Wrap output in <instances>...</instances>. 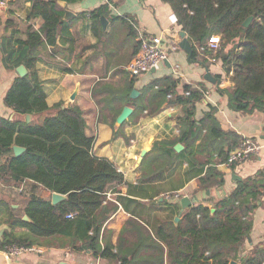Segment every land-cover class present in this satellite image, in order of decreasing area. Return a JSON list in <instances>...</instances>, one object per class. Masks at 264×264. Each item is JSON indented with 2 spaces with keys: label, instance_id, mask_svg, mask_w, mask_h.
Segmentation results:
<instances>
[{
  "label": "trees",
  "instance_id": "trees-1",
  "mask_svg": "<svg viewBox=\"0 0 264 264\" xmlns=\"http://www.w3.org/2000/svg\"><path fill=\"white\" fill-rule=\"evenodd\" d=\"M60 1L32 0L29 19L40 18V28L30 25L24 37L18 27L2 39L6 68L16 70L23 64L28 74L18 76L5 96V104L16 117L0 114V194H4L2 187H21L26 182L32 183L36 194L23 195V208H15L11 198L0 195V224L11 228L4 231L0 248L19 245L90 251L107 264H264V244L242 253L264 195V172L239 182L230 195L215 203L214 211L204 205L193 207L178 224L165 221L152 230L132 213L117 242L111 241L106 224L125 200L118 187L125 183L124 174L109 159L94 154V138L86 133V118L79 106L58 103L54 114L42 116L50 107L38 75L37 52L56 44L65 24ZM162 1L170 4L192 43V61L209 66L206 55L212 57L213 52L205 46L211 35H220L215 56L222 58L232 84L219 91L228 96L229 107L242 113L264 112V0ZM106 10L102 5L90 16L98 23ZM250 16L253 19L245 26ZM15 24L14 20L7 22L8 27ZM154 85L159 107L169 94L175 96L171 102L185 106V115L179 118V140L188 148L204 130L211 138L222 139L219 162L226 161L240 145L238 134L219 127L213 109L197 123L195 105L203 95L200 89L187 84L185 94L176 95L177 83L172 77L157 79ZM142 107L146 109V105ZM29 114L36 119L29 122ZM15 145L26 150L16 156ZM199 183L203 189L221 187L224 174L211 165ZM54 192L67 195V199L53 204ZM112 193L117 197L110 196Z\"/></svg>",
  "mask_w": 264,
  "mask_h": 264
},
{
  "label": "crops",
  "instance_id": "crops-1",
  "mask_svg": "<svg viewBox=\"0 0 264 264\" xmlns=\"http://www.w3.org/2000/svg\"><path fill=\"white\" fill-rule=\"evenodd\" d=\"M59 4L65 10V16L67 10L73 14L68 18L64 16L65 24L60 28L56 44L40 47L37 52L38 75L50 107L42 116L54 114L53 107L58 103H62L63 107L79 106L86 118V133L94 138V154L109 159L124 174L125 183L118 187L125 200L123 204L119 203V210L106 224L111 230L113 243L117 242L132 213L152 230L162 222L174 221L178 215L180 222L189 209L199 205L213 209L215 203L230 195L239 182L264 172V151L252 154L231 167L224 164L226 161L219 162V143L222 139L211 138L207 130L188 148L185 142L179 140V118L185 115V106L171 102L175 97L172 94L158 106L154 82L172 77L177 83L176 95H184L187 84L202 91V98L195 105L198 124L205 114L214 110V117L224 132L238 134L241 143L250 137L264 144V112L242 113L229 107L228 96L219 91V88L225 89L232 84L222 58L216 57L215 53L212 57L206 55L209 66L191 60V55L179 45L183 29L169 3L162 0H80ZM102 5H106L107 10L96 23L90 12ZM31 9L32 0H10L7 8H0L1 47L2 39L10 37L15 28L19 27L24 37L30 25L40 28V18L29 19ZM9 20H14L16 24L8 27ZM20 23L25 27L19 26ZM143 35L162 36L168 59L158 69L132 77L126 68L138 54ZM174 45L178 48L174 49ZM1 47L0 114L13 118L16 114L5 104V96L20 75L17 69L6 68ZM206 68L220 82L207 80ZM135 89L138 94L133 97ZM127 106L132 107L133 112L119 125L117 119ZM35 119L36 116L32 115L31 121ZM178 144L183 146L180 150L176 149ZM211 165L224 174L225 183L221 187H224L225 193L221 187L201 188L199 178ZM31 184L26 182L21 187H2V192L15 196L17 201L12 202L15 208H23V195L36 194ZM112 194V197L118 195ZM183 197H189L194 203L181 213L180 201ZM161 198L164 199L160 201ZM259 204L243 254L254 246L264 244V195ZM10 229L7 224H0V240L4 231ZM16 231L24 229L17 228ZM38 248L21 255H11L0 248V264H107L94 258L90 251Z\"/></svg>",
  "mask_w": 264,
  "mask_h": 264
},
{
  "label": "built area",
  "instance_id": "built-area-1",
  "mask_svg": "<svg viewBox=\"0 0 264 264\" xmlns=\"http://www.w3.org/2000/svg\"><path fill=\"white\" fill-rule=\"evenodd\" d=\"M9 2L10 0H0V8H7L9 6ZM220 43V35L214 34L211 35L205 47H207V49L211 52L217 54L220 50ZM173 48H178V45H174ZM167 59L168 52L164 46V38L162 36L143 35L141 37L140 50L128 64L126 69L132 77H137L145 72L158 69L161 63ZM263 151V143L259 140L246 137L238 148L229 153V156L224 164L227 167H231L234 164L242 163L250 155L261 154ZM34 250H39V248L19 245H13L7 248V251L11 255H21Z\"/></svg>",
  "mask_w": 264,
  "mask_h": 264
},
{
  "label": "water",
  "instance_id": "water-1",
  "mask_svg": "<svg viewBox=\"0 0 264 264\" xmlns=\"http://www.w3.org/2000/svg\"><path fill=\"white\" fill-rule=\"evenodd\" d=\"M60 2H61L63 5H66V2H65V1H60ZM72 14H73L72 12H70V11L67 10V11H66V16H65V17L68 18V17L72 16ZM252 19H253V16H250V17L245 21L244 25H245V26H248V25L251 23ZM181 36H182V40L179 42V45L181 46L182 49H184L185 51H187V52L191 55L192 52H193L192 43H191L190 40L188 39V36H187V34H186L185 31H182V32H181ZM0 47H1V44H0ZM17 72L19 73V75H20L21 77H24V76H26V75L28 74V70H27L26 66L23 65V64L20 65V66L17 68ZM205 78H206L207 80L213 82V83H215V82H217V81L220 82V80L216 79V77L211 73V71H210L209 68H206ZM137 94H138V91L135 89V90H133L131 96L135 97ZM75 96H76V94L73 95L72 99H74ZM132 112H133V108H132V107H130V106L125 107L124 110H123V112L121 113V115L118 117V119H117V123H118L119 125L123 124V123L129 118V116L132 114ZM27 119H28V121L30 122L31 119H32V115L29 114V115L27 116ZM182 147H183L182 144H178V145H176V149H177V150H180ZM13 150H14L15 155L17 156V155L22 154L26 149H25L24 147H22V146L15 145V146L13 147ZM146 151H147V150H145V151L143 152V155L146 153ZM239 180H241L240 177H239ZM221 189H223L224 193L226 192L225 189H224V187H221ZM208 193L210 194V191H208ZM66 199H67V195H65V194H61V193H57V192H54V193L52 194V196H51V201H52L53 204H58V203H60V202H62V201H64V200H66ZM163 199H164V198H161L160 201H162ZM195 201H196V199H195ZM180 203H181V205H182V211H181V213H182L183 210H184L185 208H189V207H191L192 204L194 203V201H193L192 199H190L189 197H183V198L181 199ZM214 210H215V208H213V211H214ZM181 213H180V214H181ZM24 219H25V220H29V218H28L27 215L24 216ZM179 220H180V215H178L177 217H175V220H174V221H175L176 224H178V223H179ZM60 264H65V263L62 262V263H60ZM231 264H239V263L236 262V261H232Z\"/></svg>",
  "mask_w": 264,
  "mask_h": 264
},
{
  "label": "rangeland",
  "instance_id": "rangeland-1",
  "mask_svg": "<svg viewBox=\"0 0 264 264\" xmlns=\"http://www.w3.org/2000/svg\"><path fill=\"white\" fill-rule=\"evenodd\" d=\"M19 26H21V23H20V25H19ZM21 27H22V28H24V27H25V25H24V24H22V26H21ZM6 194H7V197L11 198V199H10V201H11V202H15V199H14V198H15V196L11 195L9 192H7ZM6 194H3V195H6ZM37 248H38V247H37Z\"/></svg>",
  "mask_w": 264,
  "mask_h": 264
}]
</instances>
